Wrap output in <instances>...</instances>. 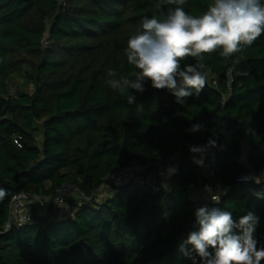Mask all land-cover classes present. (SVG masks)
Here are the masks:
<instances>
[{
    "label": "trees",
    "instance_id": "1",
    "mask_svg": "<svg viewBox=\"0 0 264 264\" xmlns=\"http://www.w3.org/2000/svg\"><path fill=\"white\" fill-rule=\"evenodd\" d=\"M158 2L0 0V188L8 190L0 227L17 192L54 196L76 182L91 194L111 171L181 153L174 181L161 190L112 184L103 202L77 205L72 216H59L52 203L34 211L32 221L0 234V264H193L180 246L199 230L195 212L204 206L230 212L234 222L254 213L257 247H264V181L238 180L248 170L244 141L249 165L264 173V34L229 58L222 49L203 54L206 85L184 104L150 81L142 93L122 95L107 73L135 79L127 41L144 17L159 15ZM211 2L182 7L198 16ZM194 124L204 130L188 131ZM209 139L217 148L213 175L198 171L190 151ZM208 179L225 192L196 206L191 185Z\"/></svg>",
    "mask_w": 264,
    "mask_h": 264
},
{
    "label": "clouds",
    "instance_id": "2",
    "mask_svg": "<svg viewBox=\"0 0 264 264\" xmlns=\"http://www.w3.org/2000/svg\"><path fill=\"white\" fill-rule=\"evenodd\" d=\"M186 0H160L154 5L159 15L144 17L136 34L127 41L125 54L127 62L139 69L135 79L124 76L117 78L114 70H109L106 83L120 94L128 90L142 93L145 81L157 90L167 89L176 98V103L184 104L194 93L198 96L204 89L207 74L203 54L222 49L225 58L241 51V46H250L264 34V5L261 0H212L207 10L198 16L190 15L182 7ZM176 5L162 11L163 5ZM187 57L196 58V64L181 62ZM132 91L127 95L128 104H134ZM141 107V106H140ZM142 109V107H141ZM204 126L194 124L188 130L200 132ZM209 147H216V141L209 139L205 146H190L192 153L201 157ZM198 166H203V158H193ZM176 172L175 167L167 169L168 175ZM257 182L259 180L257 179ZM8 196V190L0 188V202ZM213 201L219 197L213 196ZM198 231L189 233L180 250L196 264L195 252L201 264H261L264 261V247H257L254 233L259 218L249 212L234 222L228 211L219 208L200 207L195 212ZM240 230V235L234 233ZM191 246L190 249L187 246ZM213 249L210 252L209 249Z\"/></svg>",
    "mask_w": 264,
    "mask_h": 264
},
{
    "label": "built area",
    "instance_id": "3",
    "mask_svg": "<svg viewBox=\"0 0 264 264\" xmlns=\"http://www.w3.org/2000/svg\"><path fill=\"white\" fill-rule=\"evenodd\" d=\"M207 142L198 144L196 146H205ZM248 149L247 141L242 143V157L241 161L247 165L248 170L238 177V180H255L264 181V173L257 172L248 163ZM181 153L179 151L173 152L163 159L154 160L146 164L131 163L120 169L109 172L104 181L92 191L91 194L86 193L78 183L66 182L53 195L42 194L38 192L21 191L13 195L10 202V215L2 227H0V234L10 230L13 226L21 227L24 224L33 220V213H45L47 206L52 203L54 211L61 217L74 215L77 205L84 202L100 203L110 196V189L112 184H132L137 187L151 188L154 191L161 190L172 184L176 172L168 175L167 169L175 167L176 171L179 164ZM203 158V166H195L200 173H210L213 175V167L216 163L217 148L209 147L207 152L201 157L200 154L193 153V158ZM225 192V187L219 182L208 179L203 183H194L191 185L190 194L191 199L196 206H202L207 202L213 201L212 197L217 196L219 200L221 195Z\"/></svg>",
    "mask_w": 264,
    "mask_h": 264
},
{
    "label": "rangeland",
    "instance_id": "4",
    "mask_svg": "<svg viewBox=\"0 0 264 264\" xmlns=\"http://www.w3.org/2000/svg\"><path fill=\"white\" fill-rule=\"evenodd\" d=\"M17 83H18V82L15 83L16 87L19 85V84H17ZM13 86H14V81H13ZM31 87H32V86H31Z\"/></svg>",
    "mask_w": 264,
    "mask_h": 264
}]
</instances>
